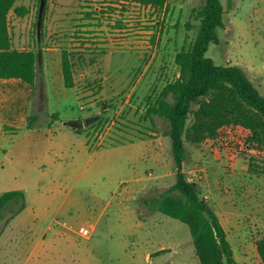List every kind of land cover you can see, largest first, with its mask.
<instances>
[{"label":"rangeland","instance_id":"374dc122","mask_svg":"<svg viewBox=\"0 0 264 264\" xmlns=\"http://www.w3.org/2000/svg\"><path fill=\"white\" fill-rule=\"evenodd\" d=\"M204 3L168 0L153 12L87 0L17 1L29 13L11 12L14 45L38 54V77L28 94L35 104L17 113L18 129L3 130L10 113L0 109V196L24 192L31 208L26 228L9 219L15 205L4 210L0 264H200L189 227L142 199L176 182L168 123L146 111L178 78L175 55L194 44ZM222 3L225 28L207 56L240 67L264 96V0ZM64 50L73 89L64 83ZM186 146L187 177L217 212L235 264H262L264 155ZM82 227L93 229L90 238L80 237ZM34 236L40 244L29 258Z\"/></svg>","mask_w":264,"mask_h":264},{"label":"trees","instance_id":"16d2710c","mask_svg":"<svg viewBox=\"0 0 264 264\" xmlns=\"http://www.w3.org/2000/svg\"><path fill=\"white\" fill-rule=\"evenodd\" d=\"M17 1L0 0V79H15L34 86L38 77V54L34 50L15 48L10 28L12 11L18 17L29 13L27 7L16 6ZM87 1L141 5L157 12L168 5V0ZM224 15L222 0H205L196 11L200 27L195 42L191 48L175 55L178 78L151 99L146 111L147 118L158 117L168 123L166 135L172 144L176 182L158 196L142 199V203L149 210L189 227L200 264H235V259L217 212L202 198L197 182L187 177L186 144L205 146L215 154L264 155V96L240 67L217 65L207 56L210 45L220 43L218 31L225 28ZM61 61L65 86L73 89L71 54L64 50ZM76 133L81 135L82 131L76 130ZM11 204L17 207L9 218L13 220L26 209L25 193L11 191L0 196V221ZM257 252L264 264V238L257 242Z\"/></svg>","mask_w":264,"mask_h":264},{"label":"crops","instance_id":"0c3cea01","mask_svg":"<svg viewBox=\"0 0 264 264\" xmlns=\"http://www.w3.org/2000/svg\"><path fill=\"white\" fill-rule=\"evenodd\" d=\"M14 46L15 48H17V45H14ZM31 87L32 86H28L27 84L19 80H15V79L1 80L0 79V109L5 110L8 113H10V115L6 117L7 119H4L5 124H4L3 130L6 131V130L18 129V127L20 126L17 125L19 124L17 113H20V112L23 113L24 110L28 108V106H29V109H32L33 104H35L34 99L33 101L28 102V96H29L28 94L31 92V89L29 88ZM12 114L14 116L11 117ZM21 121H23V119ZM26 124L28 125V127H31L30 123H26ZM6 127H9V129H6ZM86 145L89 146L87 142H86ZM26 205H27L26 209L15 218V220H17L18 223L25 228L27 227V224L25 223L26 215L28 214L31 208L30 205L28 204ZM52 222L56 223L55 220H53ZM34 237H35V244L33 246V250L31 251L29 258L35 253L37 247L40 244L38 240L39 239L38 236H34ZM14 251L16 252L18 251V249H15ZM152 260L153 258H151V255H148V261L151 262ZM24 264H26V262Z\"/></svg>","mask_w":264,"mask_h":264},{"label":"built area","instance_id":"2783aa9c","mask_svg":"<svg viewBox=\"0 0 264 264\" xmlns=\"http://www.w3.org/2000/svg\"><path fill=\"white\" fill-rule=\"evenodd\" d=\"M135 6H138L139 8L141 7L143 9L145 8V9H148V10H151V11L155 12V10L153 8H151V7H144V6H141V5H135ZM92 231H93L92 228L82 227V228L79 229L78 234L80 235V237L88 239V238H90V236L92 234Z\"/></svg>","mask_w":264,"mask_h":264}]
</instances>
